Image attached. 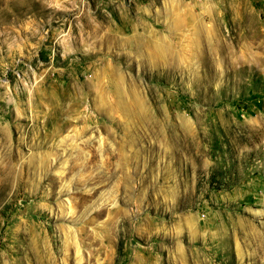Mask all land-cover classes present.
<instances>
[{"label": "rangeland", "instance_id": "rangeland-1", "mask_svg": "<svg viewBox=\"0 0 264 264\" xmlns=\"http://www.w3.org/2000/svg\"><path fill=\"white\" fill-rule=\"evenodd\" d=\"M0 264H264V0H0Z\"/></svg>", "mask_w": 264, "mask_h": 264}]
</instances>
